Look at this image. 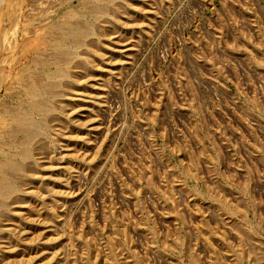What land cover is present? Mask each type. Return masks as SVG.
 Segmentation results:
<instances>
[{
	"label": "rangeland",
	"instance_id": "1",
	"mask_svg": "<svg viewBox=\"0 0 264 264\" xmlns=\"http://www.w3.org/2000/svg\"><path fill=\"white\" fill-rule=\"evenodd\" d=\"M0 264H264V0H0Z\"/></svg>",
	"mask_w": 264,
	"mask_h": 264
}]
</instances>
